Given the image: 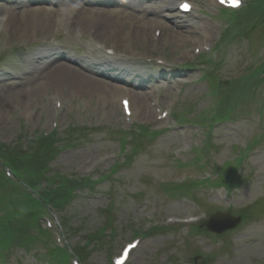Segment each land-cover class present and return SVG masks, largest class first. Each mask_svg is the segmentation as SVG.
Instances as JSON below:
<instances>
[{
  "label": "rangeland",
  "instance_id": "obj_1",
  "mask_svg": "<svg viewBox=\"0 0 264 264\" xmlns=\"http://www.w3.org/2000/svg\"><path fill=\"white\" fill-rule=\"evenodd\" d=\"M154 4L150 2L146 6L152 7ZM18 6L16 0H0V17L3 18L0 22V96L10 102L5 103L0 99V143L11 146L21 143L25 145L35 133L52 131L55 127L62 138L71 127L106 128L109 132L94 129L85 134L76 133L75 144L63 150L52 163V169L64 176L92 175L93 178H98L117 161L119 141L118 135L114 133L120 128L131 129L122 113L119 100L117 104L120 112L116 113L112 99L108 100L103 96L104 94L96 91L92 93L78 89L68 96L64 85L53 83L52 87L47 85L43 90L31 95L32 93L23 88L25 83L35 88L39 77L46 76L47 71L39 73V70L33 75L34 69L39 66V62L36 61L39 48L59 44L62 46L63 54L81 58L82 61L83 59L92 61L99 58V53L94 50V41L90 38V34L73 32L74 25L69 27V23L66 24L68 18H65V24L61 28L49 30L50 33L45 39L39 35L40 40H37L36 36H33L34 30L28 29L29 25L16 29L5 21L8 11L12 12V9H17ZM59 6H66L68 9L86 7L81 0L74 2L72 7L67 2L60 3ZM207 12L211 14L212 21L202 15L188 20L189 30L195 28L198 33H192L193 37L211 31L212 28V37H219L222 33L224 25L219 18L214 17L219 15V9ZM43 17L47 20L46 16ZM49 21H52L51 16ZM255 35L252 34V37L255 38ZM171 39L162 40L156 52H146V57H159L172 65L197 61L203 66L202 59L194 55L209 52L204 42L203 45L199 43L201 46L195 47L194 49L197 50L192 52L190 42L182 38H174L176 42L174 43ZM238 40L236 43L222 47L220 57L217 56L219 51L211 53L216 57V61H224L219 69H216L223 84L227 82V85H230L231 81L236 80L264 59V45L260 42L255 40L251 42V46L246 40ZM187 53L190 54L189 58ZM20 55L24 57L20 58ZM208 67L203 66L204 72ZM185 68L186 70L183 69L176 75L150 69L145 71V75L151 77L152 73L157 72L152 76L155 81L149 83V89L154 87L159 89L163 108L169 107L174 112L187 113L186 117L191 118L195 114L211 109V99L208 83L201 79L203 70ZM169 79L173 82L170 83ZM199 79L201 80L197 82ZM4 87H7L5 92H3ZM230 89L231 86L226 87L225 92H230ZM263 92L264 86L260 93L261 98L264 97ZM247 95L242 104L236 106L231 120L215 124L210 139L208 136L205 137L206 128L190 126V122H182L187 126L188 138H181L180 141L177 133L167 132L150 145L144 139L140 152L131 163L120 167L117 174L101 182L93 193H78L73 203L61 213V219L62 223L64 218L67 220L64 224L68 230L63 229V231L70 245L77 248L78 245H84V242L89 240V250L83 253L85 264H111L113 257L119 254L133 231L142 229L144 224H154L167 217H187L192 213H198L202 209L198 200L202 199L205 204L218 203L220 206H217L222 210H231L233 214L258 202H264V138L253 148V153L250 152L244 159L240 173L246 181L232 194L226 196V192L221 190L210 195L201 188H196L195 193L191 192L183 196L167 191L168 187L163 186L174 181L181 182L185 173L192 177L196 176L192 165L182 173L179 162H176L177 158L173 153L170 154L175 148L172 146L177 145L176 142L183 145L191 144V147L195 148L203 147L209 139L212 147L207 151L209 154L207 158L212 168L214 165L216 167L225 161L236 159L239 156L237 146H240L241 142L249 141V136L253 138L261 133L264 128V116L260 119L257 113L260 100L258 96L255 99L254 95ZM61 96L64 108H59L56 116L53 111L51 114H46V111L50 113V109L56 107V101ZM16 102H20L22 106H16ZM263 107L262 103L261 108ZM110 112L112 114L108 115ZM42 113L44 114L41 115ZM136 116L139 120L138 124L152 127L165 126L163 122L148 120L152 117L145 119L138 114ZM194 157L195 151L180 155L183 162L190 161ZM90 171L94 172L90 173ZM109 208H112L111 213ZM252 215L255 218L252 222L244 223L243 227L225 235L224 238L208 234L192 236L190 234L192 232L188 229L151 235L133 253L129 264H202L201 261H194V255L197 254L202 255L201 259L205 258V254H215L216 259L211 264H264V213L258 216L257 212H253ZM111 216L112 225L109 220ZM112 226L115 228L113 236H111L114 230ZM101 230H105L106 236ZM98 235L104 239L98 241ZM32 251L29 253L23 250V253L9 264H36L37 255L42 251L39 248Z\"/></svg>",
  "mask_w": 264,
  "mask_h": 264
},
{
  "label": "bare ground",
  "instance_id": "obj_2",
  "mask_svg": "<svg viewBox=\"0 0 264 264\" xmlns=\"http://www.w3.org/2000/svg\"><path fill=\"white\" fill-rule=\"evenodd\" d=\"M32 14H19V12L14 11L11 13L12 19L10 20V24L16 27L23 26L22 21L16 20V16L20 15L21 19L27 20L24 23L33 22V26L37 27L39 31L37 34L40 33L41 37L45 38L48 33H50V29L53 27V20L50 22L49 17L47 20L44 17H41L39 13L31 12ZM90 16V20H80L77 16L76 23L78 24L79 28L84 29L88 34L92 36H96L99 38V43L102 45H106L108 38L112 36L114 40L111 43H118L114 45L113 51H121L124 48L122 44L123 41L126 43H130L136 54L142 50V52H150L152 51L149 45L150 42V34L146 32L144 36L137 35L136 30V23L139 22V26L141 28H149V27H156L162 29L163 31H172L168 25L161 22L160 20L152 21L146 19V15L142 14L140 17H133L132 14L123 15L119 13L115 9H99V11L93 13H86ZM161 12H155L154 16L159 17ZM146 19L147 21L141 22L142 20ZM32 27H30L31 29ZM123 34V35H122ZM161 39L152 37L153 42H159ZM138 47L141 48L138 49ZM70 61L76 63L79 68H75L73 66H69L65 61L62 63L60 59L49 63V65L41 67L40 63L39 66L34 69L33 75L47 71L46 76L41 78V80H47L52 83L62 84L66 87L65 91H68V96L72 94L74 91L78 89H83L86 92H94V91H102L104 94L108 92L113 93H123L127 94L128 91L120 88V86L113 84V82H109L102 79H96L92 76L93 70L92 67L88 64H84L82 60L79 58H72ZM40 89V86H37L34 89V92ZM5 92V91H4ZM31 95H35L32 93ZM137 103L140 105V109L142 112L145 110L148 112L149 108L148 105L144 106V102L149 101V95H139L137 94ZM48 114H51L48 112Z\"/></svg>",
  "mask_w": 264,
  "mask_h": 264
},
{
  "label": "snow or ice",
  "instance_id": "obj_3",
  "mask_svg": "<svg viewBox=\"0 0 264 264\" xmlns=\"http://www.w3.org/2000/svg\"><path fill=\"white\" fill-rule=\"evenodd\" d=\"M220 2L223 3H230L233 7H238L241 3V0H220ZM180 7H182L184 10H190V5L187 3L181 4ZM131 247H134L131 246ZM125 255H127V250H125ZM118 264H123V261H119Z\"/></svg>",
  "mask_w": 264,
  "mask_h": 264
}]
</instances>
